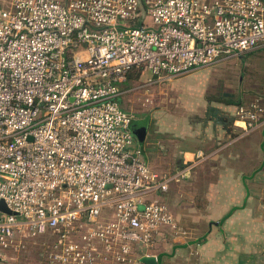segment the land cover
Instances as JSON below:
<instances>
[{"label": "built area", "instance_id": "built-area-1", "mask_svg": "<svg viewBox=\"0 0 264 264\" xmlns=\"http://www.w3.org/2000/svg\"><path fill=\"white\" fill-rule=\"evenodd\" d=\"M264 46V0L0 4V264H138L178 223L182 175L142 158L122 107L131 72L165 80ZM246 132L259 101L238 105ZM203 152L196 153L203 158Z\"/></svg>", "mask_w": 264, "mask_h": 264}, {"label": "rangeland", "instance_id": "rangeland-1", "mask_svg": "<svg viewBox=\"0 0 264 264\" xmlns=\"http://www.w3.org/2000/svg\"><path fill=\"white\" fill-rule=\"evenodd\" d=\"M8 1L0 0V4H6ZM125 86L128 91L121 99L122 107L130 111L135 120L147 117L148 129L151 132L149 140L153 145L157 141L160 144H155L154 149H159L153 152L150 159H167L168 164L158 170L172 171L176 165L174 162L179 159L178 155L173 153L174 147L171 149L170 143L167 142L169 137L156 138L157 127L197 129L200 124L199 116L195 112L192 115V111L196 109L198 113H204L208 123L217 124L219 129L220 126L226 125L225 122L234 118L235 106H245L252 101H259L264 106V46L165 80L151 82L147 73H139L137 78L130 76ZM133 137L134 142L138 144L139 137L142 136L133 134ZM262 137L261 142L264 141V134ZM189 141H178L175 144L186 146ZM234 143L236 142H232L231 138L223 136L207 144L197 145V148L203 151V158L195 156L189 176L179 182H172L168 190L161 194L162 200L178 223V234L175 236L168 230L166 239L158 242L153 252L158 254V251L164 253L167 250V253L172 255L170 248L174 244L188 240L194 243L191 250L188 248L174 256L163 258L162 264H257L255 259L247 260L245 251L247 244L253 245L255 252L264 250V160L261 164L262 170L255 174L252 181H247L250 192L244 197L243 193L240 194V180L236 179L233 173L222 172L230 167L225 161V158L229 157L226 151L233 147ZM244 147L249 152L246 159L250 158L251 161L244 169L249 171L251 167L259 164L261 153L256 141L248 139ZM262 150L264 153V143ZM248 176L245 175V178ZM229 190L236 194H219ZM244 198V210L225 219L222 217L230 202L241 205ZM221 217L224 222L221 226L209 225V222H216ZM234 221L240 222L238 228H231ZM218 227L222 230L220 236L225 237L224 239L218 238ZM233 233L239 236L236 245ZM208 237L211 239L196 244V239L204 240ZM232 246L238 247V253H243L244 257L237 255L235 250L231 251ZM159 263L161 264V257ZM16 264H42L41 254L38 249L31 248L27 253L16 257Z\"/></svg>", "mask_w": 264, "mask_h": 264}, {"label": "crops", "instance_id": "crops-1", "mask_svg": "<svg viewBox=\"0 0 264 264\" xmlns=\"http://www.w3.org/2000/svg\"><path fill=\"white\" fill-rule=\"evenodd\" d=\"M141 74H143V73H141ZM149 76L150 75H148V78H150ZM237 106H235L234 118L232 117L229 120V122H225L226 125L220 126L219 129H218L217 124L213 125V124H210V122L208 123L207 120H205L206 118H205L204 113H198L196 111V109H194L195 111H192V115L195 112L196 115L199 116L198 121L200 122V124H199V127L197 129H195L194 127H186L184 129L183 128L177 129V127H170V126L167 128L166 127L165 128L157 127V130L155 133L156 138L162 139L163 137H169L167 142L170 143L171 149L174 147L172 149L173 153H177L176 155H178L177 158H179V159H178V161L174 162L176 165L174 168L172 167L173 168V169H171L172 171L169 170L167 172V171L158 170L159 168H163L166 166V164H168L167 159H158V160L155 159V161L153 158L150 159V156L153 154V152H156L155 150L159 149V148L154 149L155 144H156V146H159L160 144L157 141L153 145L152 141L149 140V135L151 132L148 129V124H147L146 128H144L143 126H140V125H139L140 127L138 126L139 127V135H141L142 137H139V140H138V142L140 144L139 143L138 144L135 143V144L141 148L142 158L150 165V167L153 170L158 171V172H167V173H175V172L181 170L182 175L180 177H178V179L173 181V182H179L180 180L187 178L189 176L190 172L192 171L191 168L193 167V164H194L193 163L194 157L196 156V153L198 151H201V149L197 148V145L201 146L203 144H207L208 142H211L212 140L217 139L218 137H223V136L229 137V138H231L232 142H236V143H234L235 145L226 151V154H228L229 157H226L225 161H227V163L230 164V167L228 170L226 169L227 171H222V172L224 174L233 173L234 177H236V179L240 180V185H241L240 190H242L240 194L243 193V196L247 197L249 195V192H250V186L248 185L247 181H252L255 178L254 177L255 174H257L258 172H260L262 170L261 164L263 163V160H264V153L262 152L263 151L262 146H263L264 141L263 142H261V141L263 140L262 135L264 134V125L253 130V131L246 132V130L243 127L244 124L241 121H238L236 118ZM145 118L146 117L140 119V124L145 123L144 122ZM142 119H143V121H142ZM137 120H139V119H137ZM145 120H147V123L149 122L148 118ZM163 139H167V138H163ZM248 139L251 141L258 142V148H259V151L261 153V161L259 162L258 165L251 167V169L249 171H246L244 168L247 167L251 163L250 158L246 159V156L249 155V152L244 147V143ZM184 140H186V141L190 140L189 142H187L186 146H178L175 144L178 141L182 142ZM161 141L163 142V140H161ZM176 148H177V150H176ZM158 165L161 167H157ZM245 175H249L248 178H245ZM244 178H245V180L243 181ZM219 194L229 196V195H235L236 193H234L233 190H229V191H222ZM244 202H245V198H244V201L241 203V205H237L236 203L230 202L228 204V207H227L225 214L222 217L225 219L226 217L231 216L235 212H240V211L244 210L245 209ZM222 217H221V219H219L216 222H209V225L214 224L217 226L219 224L218 226H221V223L223 222ZM239 226H240V222L234 221V225H232L231 228L232 227L238 228ZM221 231L222 230L219 229V227H218V238L224 239L225 237L220 236ZM213 233L215 234L216 231H213ZM251 233L253 234V232H251ZM235 234L233 233L232 237H233L234 243L236 245L238 243V242H236L237 237H239V236L235 235ZM246 238L249 239L250 237H246ZM208 239H211V238L208 237L204 240L196 239L197 240L196 244L203 243V242H205V240L207 241ZM263 239H264V237H263ZM192 245H194L192 240H188L184 243L182 242V243L174 244L170 248V254H172V255H169L167 253V250L164 251V253L162 251H158L156 260L160 261V257H161V264H162L163 258L174 256V255L178 254L180 251L187 250L188 248L191 250ZM230 250L231 251H234V250L237 251V250H239V248L232 246ZM238 252L239 251H237V253H236L237 255H241L242 257H244L243 253L239 254ZM245 252H246L245 256L247 257V260L250 259L251 261H253L255 259V260H257V264H264V250H260L258 252H255V248L253 247V245L247 244V251H245ZM237 255H235V256L237 257ZM248 263H250V262H247V264ZM138 264H143V263L140 260V263H138Z\"/></svg>", "mask_w": 264, "mask_h": 264}, {"label": "water", "instance_id": "water-1", "mask_svg": "<svg viewBox=\"0 0 264 264\" xmlns=\"http://www.w3.org/2000/svg\"><path fill=\"white\" fill-rule=\"evenodd\" d=\"M133 131L135 135L137 136L139 135V128L138 129L135 128ZM0 210L5 211L7 213H13L5 206V204L2 201L0 202ZM141 262L143 264H160L159 261L155 260L153 257H142Z\"/></svg>", "mask_w": 264, "mask_h": 264}, {"label": "trees", "instance_id": "trees-1", "mask_svg": "<svg viewBox=\"0 0 264 264\" xmlns=\"http://www.w3.org/2000/svg\"><path fill=\"white\" fill-rule=\"evenodd\" d=\"M139 71H134V72H131V74H129V76H128V78L130 77V76H135L136 78L138 77V75H139ZM225 103H227V104H231L232 102H225ZM232 104H234V103H232ZM145 119H147V117L145 118ZM144 119V122L145 123H143V124H140V119L139 120H134V121H132V123H131V130H132V133L134 132L133 130L136 128V129H138L140 126H143L144 128H146L147 127V120H145ZM142 121H143V119H142ZM141 121V122H142ZM140 125V126H139ZM137 126V127H136ZM139 126V127H138ZM134 134V133H133Z\"/></svg>", "mask_w": 264, "mask_h": 264}]
</instances>
